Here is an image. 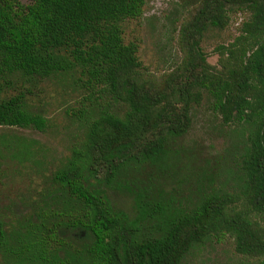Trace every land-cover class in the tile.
<instances>
[{
  "label": "trees",
  "instance_id": "trees-1",
  "mask_svg": "<svg viewBox=\"0 0 264 264\" xmlns=\"http://www.w3.org/2000/svg\"><path fill=\"white\" fill-rule=\"evenodd\" d=\"M146 4L0 0V128L45 131L48 119L31 97L52 80L107 103L83 113L91 118L84 139L53 173L34 216L40 237L19 251L18 264H183L212 238L232 239L238 255L264 264V0H190L182 61L163 76L144 67L139 45L124 36ZM237 13L247 17L239 35L215 49L212 65L205 38ZM205 98L225 125L245 131L234 186L203 185L189 208H150L131 182L148 168L165 171L172 144L189 133ZM16 145L15 155L28 157ZM6 241L0 221V248Z\"/></svg>",
  "mask_w": 264,
  "mask_h": 264
},
{
  "label": "rangeland",
  "instance_id": "rangeland-1",
  "mask_svg": "<svg viewBox=\"0 0 264 264\" xmlns=\"http://www.w3.org/2000/svg\"><path fill=\"white\" fill-rule=\"evenodd\" d=\"M21 2L27 4L29 0ZM189 2L147 0L143 16L125 25L126 42L139 45L140 60L156 76L173 72L182 61L179 33L191 13ZM246 18L244 13L233 14L225 30L207 34L203 48L212 65H217L219 60L215 49L232 42ZM17 93L9 90L6 95ZM33 94V109L48 119L47 129L41 132L0 128V221L7 240L0 248V264H18L19 251L40 237L34 216L45 207L42 194L51 187L53 173L84 139L91 118L83 113L93 104L100 108L107 106L105 100L69 82L48 81L34 88ZM121 107L108 109L117 111ZM243 134L245 131L240 126L225 125L212 102L205 98L201 106L194 108L189 133L172 144L165 171L148 168L135 174L131 182L135 197L144 195V204L155 210L164 204L171 205L172 209H185L199 200L203 185L229 190L236 180L230 172L238 167ZM17 143L27 147L28 157L15 155ZM164 188L168 190L167 195H162ZM123 198L131 201L125 194ZM183 264H258V261L238 255L232 239L212 238L196 246Z\"/></svg>",
  "mask_w": 264,
  "mask_h": 264
}]
</instances>
